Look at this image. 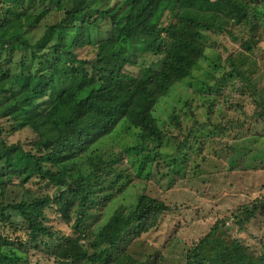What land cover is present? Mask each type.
<instances>
[{"label": "trees", "instance_id": "1", "mask_svg": "<svg viewBox=\"0 0 264 264\" xmlns=\"http://www.w3.org/2000/svg\"><path fill=\"white\" fill-rule=\"evenodd\" d=\"M251 2L0 0V264H31L29 248L63 264H146L120 251L119 242L127 231L151 230L167 206L143 193L132 208L111 203L133 178L158 173V163L177 172L180 162H166L155 106L207 58V31H226L230 21L258 29L264 0ZM165 12L171 20L164 25ZM242 45L250 52L256 44ZM85 46L93 58L77 55ZM129 64L141 67L137 75ZM221 74L212 89L244 76L234 63ZM249 88L264 124V84ZM23 130L29 142L17 138ZM108 140L119 147L113 154L101 149ZM124 157L132 172L118 165ZM47 208L71 235L47 226ZM257 209L255 203L232 218L241 223ZM18 229L25 240L8 234ZM244 252L216 222L187 249L185 264H264Z\"/></svg>", "mask_w": 264, "mask_h": 264}, {"label": "rangeland", "instance_id": "2", "mask_svg": "<svg viewBox=\"0 0 264 264\" xmlns=\"http://www.w3.org/2000/svg\"><path fill=\"white\" fill-rule=\"evenodd\" d=\"M215 13L221 16L220 11ZM261 17L255 30L230 21L226 31H207V58L201 59L193 77L174 84L155 106L154 116L168 141L164 149L165 156L169 155L166 162L176 160L181 166H175L177 172H171L165 163H158V173L155 170L147 180L133 178L115 204L111 203L113 207L131 204L132 208L137 195L143 193L168 208L151 230L139 236L127 231L119 242L120 251L134 260L146 264H185L187 249L216 222L220 231L239 241L245 254L254 259L264 257V124L260 122L255 99L247 93L249 84L253 88L264 84V12ZM170 20L165 12L163 24ZM245 40L255 42L253 51L245 50ZM93 54L89 46L77 52L81 58H93ZM19 57V52L13 54V69H17ZM212 62L215 67H211ZM231 63L242 70L243 78L212 89L222 77L221 71L229 70ZM125 68L137 75L141 67L129 64ZM173 115L176 119L171 120ZM17 138L29 142L32 135L23 130ZM117 138L121 141V137ZM15 139L9 137V141ZM118 148L112 140L101 146L105 154H113ZM118 165L123 166L124 172L133 171L125 157ZM255 203L258 209L253 217L246 219L241 215V223L233 220L232 214L239 215L246 207L252 209ZM45 214L47 226L56 235L72 234L70 225L55 209L47 208ZM8 234L12 238H27L21 229ZM28 257L31 264H63L43 249L29 248Z\"/></svg>", "mask_w": 264, "mask_h": 264}]
</instances>
